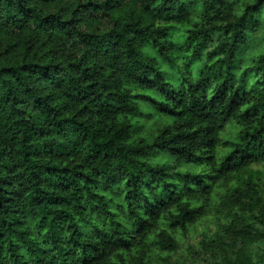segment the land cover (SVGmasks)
I'll return each mask as SVG.
<instances>
[{"label": "clouds", "instance_id": "9594fccd", "mask_svg": "<svg viewBox=\"0 0 264 264\" xmlns=\"http://www.w3.org/2000/svg\"><path fill=\"white\" fill-rule=\"evenodd\" d=\"M211 3L212 0H199L194 12V18H200L202 26L211 30V41L205 52L218 46L232 47L231 37L224 36L222 30H213L217 19L222 17L224 23L235 26L240 39L239 47L234 50L244 49L245 54L228 60L225 50L219 59L236 65L243 63V67L234 73L238 86L241 73L252 62L245 45L264 50V0H259L257 14L245 11L257 0H227V14L205 12L206 4ZM125 5L131 6V0H0V53L7 49V53L0 56V150L11 147L10 155L15 156L12 160L7 157L0 160V165L7 163L10 166L20 160V156L15 155V148L25 138L31 141L33 148H41L49 138L41 137L40 131H56L59 120L61 131L50 138L51 152L47 155L42 152L35 160L22 163L25 167L48 164L60 156V168L67 164L71 170L68 182L72 185L63 193L65 212L55 210L47 199L36 204L31 195L24 196L15 205L20 212L8 219L18 220V226L10 229L0 222V232L8 233L5 239H0V264H144L151 255H145L149 247L144 239L146 232L156 229L159 209L171 188H175V203L171 208L181 210L182 214L207 181L206 174L214 173L221 164L237 170L259 168L264 185V144L255 148L249 146L231 159L225 158L226 153L214 156L206 165L194 169L185 167L181 160L167 156L155 147L143 149L144 155L138 156L132 141L120 143L118 138L112 145L104 147L110 155L114 154L112 159L89 157L93 149L102 147L96 143L97 129L104 130L107 140L111 138L107 129L115 124L107 122L110 118L104 113L95 115L93 104L81 101L80 95L76 94H82L81 90L86 88L84 68L94 77L118 87L128 73L139 67L138 61L151 62L140 55V49L151 44V35L127 36L124 44L110 49L107 54L104 52L109 41L119 39L116 34L123 31L119 21L127 16L129 9ZM141 7V3L135 4L139 15L148 20L145 13L139 12ZM257 15L259 30L249 31L256 26L248 17L256 19ZM241 16L245 17L242 24ZM165 71L166 86L176 89L173 95L180 94L187 103L183 93L187 92L188 83L198 79L196 73L186 71L180 62L166 66ZM210 96L211 92L208 93ZM85 103L90 115L85 118L89 128H77L76 121L81 118L77 114ZM248 127L243 125V129ZM237 132L238 139L233 147L243 149L240 126ZM85 133L88 134L87 143L74 147L73 141ZM13 136L15 140L10 139ZM23 150H29L27 143ZM43 151L47 152V149ZM248 152L253 153V157L249 158ZM241 156H244L243 160ZM158 168L168 172L175 183L166 184L163 173L156 171ZM81 170L92 177L91 182L80 178ZM189 172L192 174L183 175ZM41 174L49 175L42 168ZM3 175L5 172L0 167V176ZM112 177H116L117 182H111ZM55 180L56 175H53L40 185L46 189L41 193L42 198L56 195L51 187ZM129 180L133 183L129 184ZM27 186L26 181L21 190ZM164 207L168 209L167 204ZM261 209L264 210V202ZM50 215L57 219L49 221ZM192 252V256L185 258V264H210L207 259H199L206 253ZM259 256L260 264H264V244L260 246ZM251 260L256 261L257 256L253 255Z\"/></svg>", "mask_w": 264, "mask_h": 264}, {"label": "trees", "instance_id": "16d2710c", "mask_svg": "<svg viewBox=\"0 0 264 264\" xmlns=\"http://www.w3.org/2000/svg\"><path fill=\"white\" fill-rule=\"evenodd\" d=\"M136 3L142 4L139 12L145 13L148 20L136 11ZM198 3L199 0H160L159 3L157 0H131V6L125 5L129 9L127 16L119 21L123 31L116 34L119 39L109 41L104 52L107 54L110 49L124 44L127 36L151 35V44L140 49V55L151 62L138 61L139 67L128 73L118 87L94 77L84 68L86 88L81 90L82 94H76L80 95L81 101L87 100L93 104L95 115L104 113L110 118L107 122L115 124V127L107 129L111 137L107 140L104 130L97 129L96 143L102 147L93 149L89 153L90 158L112 159L114 154L110 155L104 147L112 145L118 138L120 143L132 141L138 156L144 155L143 149L155 147L167 156L178 158L185 167L194 169L206 165L214 156L226 153L225 158L231 159L249 146L255 148L264 144V50L258 46L248 48L245 45L246 54L252 62L244 68L237 86L234 73L243 67V63L236 65L221 61L219 57L225 50L228 60L245 54L244 49L234 50L239 47L240 33L234 30V25L224 23L222 17L217 19L213 30H222L224 36L231 37L232 47L218 46L205 52L211 41V30L202 26L200 18H194ZM258 6L259 0L250 4L245 11L257 14ZM209 10L215 14H227V0H212L205 7V12ZM244 19V16L240 17L241 24ZM248 19L256 26L249 31H258V15L256 19L252 16ZM177 62L182 63L189 73L195 72L198 77L188 83V90L183 93L187 103L180 94L173 95L176 89L166 86L165 67H172ZM80 67L83 68V65ZM100 71L103 72V66ZM77 115L81 118L76 121V127L89 128L85 119L90 118L87 103L83 104ZM244 124L249 127L243 129ZM238 126L243 130V137L240 138L243 149L233 147L238 139ZM60 131V121L57 120L56 131H40L41 137L49 138L41 148H33L31 141L25 138L15 148V155L20 156V160L10 166L7 163L0 165L5 172V175L0 176V210L3 211L0 222L7 228L15 229L18 226V220L10 221L8 217L19 214L20 209L15 205L27 195H31L36 204L47 199V203L55 210L65 212L66 198L63 193L72 187L68 182L71 170L67 164L60 168L58 161L61 157L57 156L51 163L42 165L28 164L25 167L22 163L35 160L42 152L44 155L51 152L50 138L59 135ZM10 139L15 140V136ZM87 141L88 134L85 133L82 138L77 137L73 145L78 147ZM25 143L29 145V150H23ZM45 148L47 152L43 151ZM12 151L11 147L0 150V160L6 157L15 159V156L10 155ZM246 155L253 157L251 152ZM240 159L243 160L244 156ZM41 168L49 174L47 177L42 176ZM77 168L80 166L77 165ZM156 171L163 173L166 184L175 183L163 168ZM53 175H56V180L51 187L56 195L42 198L41 193L46 189L40 185ZM78 175L88 182L92 180L83 170ZM206 175L207 181L182 214L181 210L171 208L175 203V188L169 190L159 209L156 229L146 232L144 239L149 247L145 255H151L144 264H171V257L179 250L182 238L188 235L194 224L207 216L215 218L216 230L210 236L206 234L199 242V252L206 253L205 257L199 259H207L210 264H260L259 249L264 244V210L261 209L264 185L259 168L237 170L221 164L214 173ZM26 181L28 186L21 190V185ZM111 182H117V178L112 177ZM128 183L133 182L129 180ZM164 204L168 205L167 210ZM47 219L55 220L57 216L50 215ZM7 235V231L0 232V239H5ZM253 255L257 256L256 261L251 260Z\"/></svg>", "mask_w": 264, "mask_h": 264}, {"label": "rangeland", "instance_id": "374dc122", "mask_svg": "<svg viewBox=\"0 0 264 264\" xmlns=\"http://www.w3.org/2000/svg\"><path fill=\"white\" fill-rule=\"evenodd\" d=\"M7 53V49L0 56ZM216 220L212 216L202 218L191 227L188 235L182 238L180 248L171 257V264H185V258L192 256V250L199 252V242L204 239L205 235H212L216 230Z\"/></svg>", "mask_w": 264, "mask_h": 264}]
</instances>
